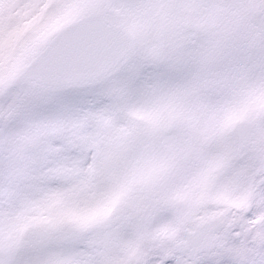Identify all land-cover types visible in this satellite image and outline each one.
Returning a JSON list of instances; mask_svg holds the SVG:
<instances>
[{"label": "snow or ice", "instance_id": "6c2138e0", "mask_svg": "<svg viewBox=\"0 0 264 264\" xmlns=\"http://www.w3.org/2000/svg\"><path fill=\"white\" fill-rule=\"evenodd\" d=\"M0 264H264V0H0Z\"/></svg>", "mask_w": 264, "mask_h": 264}]
</instances>
